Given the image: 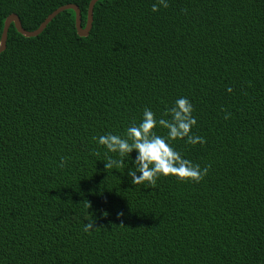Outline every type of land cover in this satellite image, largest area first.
I'll return each instance as SVG.
<instances>
[{
  "label": "trees",
  "instance_id": "obj_1",
  "mask_svg": "<svg viewBox=\"0 0 264 264\" xmlns=\"http://www.w3.org/2000/svg\"><path fill=\"white\" fill-rule=\"evenodd\" d=\"M154 2L97 0L86 36L73 9L35 36L10 23L0 264H264V0ZM68 3L84 26L89 0H0V34L11 13L33 30ZM180 95L204 143L172 144L207 167L199 182L133 185L127 168L104 169L93 136L122 134L145 106L159 116Z\"/></svg>",
  "mask_w": 264,
  "mask_h": 264
},
{
  "label": "clouds",
  "instance_id": "obj_2",
  "mask_svg": "<svg viewBox=\"0 0 264 264\" xmlns=\"http://www.w3.org/2000/svg\"><path fill=\"white\" fill-rule=\"evenodd\" d=\"M167 6V0H155L151 4V10L155 12L158 7ZM226 91L230 92L231 88ZM227 115L226 113L225 118ZM195 124L196 118L190 99L180 95L166 105L159 116L145 106L139 120L128 124L122 134L108 131L93 136V140L106 150L104 169L127 168V176L133 185L147 182L148 186H153L158 177L169 175L199 182L206 174L207 167L194 164L172 144L174 140H183L190 145L203 144L204 138L191 132ZM158 127L166 130L165 133L157 134L155 129ZM133 151L135 154L131 155ZM107 153H114L115 157ZM63 163L61 159L58 166L63 167ZM92 228V219L83 225L86 232Z\"/></svg>",
  "mask_w": 264,
  "mask_h": 264
},
{
  "label": "water",
  "instance_id": "obj_3",
  "mask_svg": "<svg viewBox=\"0 0 264 264\" xmlns=\"http://www.w3.org/2000/svg\"><path fill=\"white\" fill-rule=\"evenodd\" d=\"M97 0H89L88 6H87V14H86V22L85 25H81V20H80V10L75 4H64L61 5L57 8H55L53 11H51L39 24V26L33 30H26L21 26V23L19 21L18 16L15 13L9 14L4 22H3V27L1 30L0 34V52L4 50L5 44H6V38H7V31L10 23L14 24L15 29L21 33L24 36L30 37V36H35L39 34L44 27L47 25V23L54 17L56 16L59 12L65 10V9H73L75 12V29L76 32L79 36H86L91 28L92 24V11H93V6Z\"/></svg>",
  "mask_w": 264,
  "mask_h": 264
}]
</instances>
